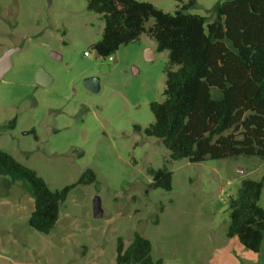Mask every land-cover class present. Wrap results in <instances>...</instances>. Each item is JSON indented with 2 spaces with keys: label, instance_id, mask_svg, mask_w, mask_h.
<instances>
[{
  "label": "rangeland",
  "instance_id": "obj_1",
  "mask_svg": "<svg viewBox=\"0 0 264 264\" xmlns=\"http://www.w3.org/2000/svg\"><path fill=\"white\" fill-rule=\"evenodd\" d=\"M88 1L0 0V58L20 48L0 80V151L35 170L51 190L76 183L87 169L97 175V183L71 191L48 235L29 225L33 198L19 187L8 189L0 176V199L21 194L11 210H0V242L14 246L1 247L0 259L12 264L7 258L13 254V264H115L118 239L127 247L138 232L151 242L155 261L212 264L228 241L229 201L244 179L262 180L264 159L172 160L161 141L144 132L154 123L150 105L165 99L168 52H158L144 34L100 59L93 45L105 23L88 10ZM138 1L170 14L181 6ZM218 1L197 0L189 12L209 17ZM41 71L46 85L37 83ZM91 77L99 79L98 92L85 87ZM164 167L173 174L172 191L154 187L148 173ZM96 197L101 218L93 213ZM245 251L258 257L247 264H264V241L259 253ZM245 260L237 257L239 264Z\"/></svg>",
  "mask_w": 264,
  "mask_h": 264
},
{
  "label": "trees",
  "instance_id": "obj_2",
  "mask_svg": "<svg viewBox=\"0 0 264 264\" xmlns=\"http://www.w3.org/2000/svg\"><path fill=\"white\" fill-rule=\"evenodd\" d=\"M175 1L181 6L170 14L138 0H89L88 10L105 23L93 50L107 59L146 34L158 52H168L165 99L150 105L154 123L144 132L160 140L172 160L264 159V0H219L209 17L189 12L197 0ZM148 173L154 187L172 191L168 168ZM0 176L8 189L19 187L33 198L29 225L46 235L55 229L71 191L97 183L95 172L87 169L76 183L51 190L6 151H0ZM263 189L264 177L244 179L229 201L227 237L255 253L264 241ZM116 251L115 264H163L153 259L151 242L138 232L127 247L119 238Z\"/></svg>",
  "mask_w": 264,
  "mask_h": 264
},
{
  "label": "crops",
  "instance_id": "obj_3",
  "mask_svg": "<svg viewBox=\"0 0 264 264\" xmlns=\"http://www.w3.org/2000/svg\"><path fill=\"white\" fill-rule=\"evenodd\" d=\"M19 195L21 197L20 193H14V191L11 192L10 194L2 193V196L4 198L0 199V210H4L5 212H7L6 210H8V211L11 210L12 206H13V205L11 206L12 202L14 200H16L19 197ZM13 227L14 226L12 225L10 227V229L12 230ZM5 231H8V229L5 230ZM12 243L13 242H10V243L6 242V240L1 241L0 242V249H1V247L14 249V246H13ZM219 252H220V254L218 253L217 255H215L214 259L212 260V264H239L238 261H237V257H238V259L245 260L244 258H241L240 255H242V256L245 255L244 257H247V261L245 260L244 262H242V264H247V262L256 263L258 261V259L256 260V258H258V257H256L255 255H252L251 253H248V252L245 251V248L240 243L239 239L236 238V237L235 238H228V241L225 244L224 249H221ZM235 252H236L237 257H235L233 255V253H235ZM18 253L19 252H17V255H18ZM0 257H1V255H0ZM7 259H8V261L10 260L9 261L10 263H12V262L14 263V261L17 260L16 256H14L13 254L11 255L10 258H7ZM29 263H30L29 261H26V264H29ZM0 264H5V263L3 261H1V259H0Z\"/></svg>",
  "mask_w": 264,
  "mask_h": 264
},
{
  "label": "water",
  "instance_id": "obj_4",
  "mask_svg": "<svg viewBox=\"0 0 264 264\" xmlns=\"http://www.w3.org/2000/svg\"><path fill=\"white\" fill-rule=\"evenodd\" d=\"M19 50V47L12 48L0 58V80L3 79L6 73L12 68V56ZM52 57L58 60L62 58L57 53H52ZM146 59L149 61H152L154 59L152 50H148L146 52ZM36 80L38 85H46L48 80L47 75L43 71H41L37 75ZM85 87L92 92H98L100 90L99 79L95 77L87 78L85 80ZM93 213L95 218H101L103 216L100 197H96L93 201Z\"/></svg>",
  "mask_w": 264,
  "mask_h": 264
},
{
  "label": "built area",
  "instance_id": "obj_5",
  "mask_svg": "<svg viewBox=\"0 0 264 264\" xmlns=\"http://www.w3.org/2000/svg\"><path fill=\"white\" fill-rule=\"evenodd\" d=\"M88 55H89V53L86 52V53H85V56H88ZM110 58H112V57H110Z\"/></svg>",
  "mask_w": 264,
  "mask_h": 264
},
{
  "label": "flooded vegetation",
  "instance_id": "obj_6",
  "mask_svg": "<svg viewBox=\"0 0 264 264\" xmlns=\"http://www.w3.org/2000/svg\"><path fill=\"white\" fill-rule=\"evenodd\" d=\"M14 127H16V124H15V126Z\"/></svg>",
  "mask_w": 264,
  "mask_h": 264
}]
</instances>
